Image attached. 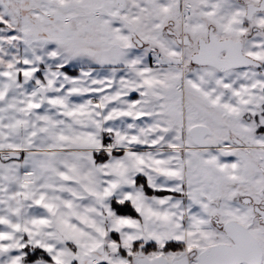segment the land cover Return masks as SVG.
<instances>
[{"label": "snow or ice", "instance_id": "1", "mask_svg": "<svg viewBox=\"0 0 264 264\" xmlns=\"http://www.w3.org/2000/svg\"><path fill=\"white\" fill-rule=\"evenodd\" d=\"M0 264H264V0H0Z\"/></svg>", "mask_w": 264, "mask_h": 264}]
</instances>
